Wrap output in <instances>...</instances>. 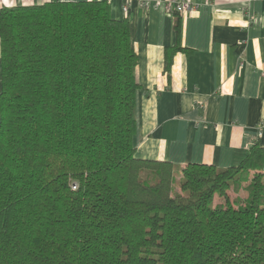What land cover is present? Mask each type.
<instances>
[{
	"label": "trees",
	"instance_id": "1",
	"mask_svg": "<svg viewBox=\"0 0 264 264\" xmlns=\"http://www.w3.org/2000/svg\"><path fill=\"white\" fill-rule=\"evenodd\" d=\"M0 40V264H264V146L138 157L139 56L108 1L0 6Z\"/></svg>",
	"mask_w": 264,
	"mask_h": 264
},
{
	"label": "crops",
	"instance_id": "2",
	"mask_svg": "<svg viewBox=\"0 0 264 264\" xmlns=\"http://www.w3.org/2000/svg\"><path fill=\"white\" fill-rule=\"evenodd\" d=\"M106 1L113 17L129 19L139 56L138 157L228 167L255 141L264 146V0H191L198 6L187 13L167 10L168 0ZM175 44L185 49L167 69L166 48Z\"/></svg>",
	"mask_w": 264,
	"mask_h": 264
},
{
	"label": "built area",
	"instance_id": "3",
	"mask_svg": "<svg viewBox=\"0 0 264 264\" xmlns=\"http://www.w3.org/2000/svg\"><path fill=\"white\" fill-rule=\"evenodd\" d=\"M149 4V1L144 0L141 2V5H147ZM197 3L191 0H168L167 3V10L171 11H177L179 13H187L190 10H193L197 7ZM125 9L127 10L128 7L126 6ZM264 133V123H262L259 126L257 136H261ZM74 187H76L74 185Z\"/></svg>",
	"mask_w": 264,
	"mask_h": 264
}]
</instances>
